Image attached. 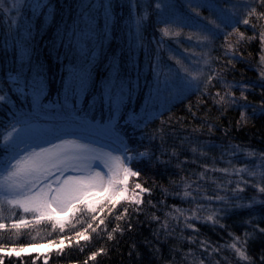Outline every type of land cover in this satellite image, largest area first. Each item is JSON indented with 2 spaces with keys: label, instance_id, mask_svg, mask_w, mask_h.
Returning a JSON list of instances; mask_svg holds the SVG:
<instances>
[{
  "label": "snow or ice",
  "instance_id": "snow-or-ice-1",
  "mask_svg": "<svg viewBox=\"0 0 264 264\" xmlns=\"http://www.w3.org/2000/svg\"><path fill=\"white\" fill-rule=\"evenodd\" d=\"M257 117L264 0H0V264H100L143 228L129 260L264 264V148L231 135Z\"/></svg>",
  "mask_w": 264,
  "mask_h": 264
},
{
  "label": "trees",
  "instance_id": "trees-1",
  "mask_svg": "<svg viewBox=\"0 0 264 264\" xmlns=\"http://www.w3.org/2000/svg\"><path fill=\"white\" fill-rule=\"evenodd\" d=\"M151 31V30H150ZM157 39H159V35L157 34ZM257 50H258V44H252L250 47H246L245 49V56L249 59L251 65L255 67V60L257 56ZM251 52L252 56L248 57L247 53ZM248 68V65L245 64H238L235 78L237 80L241 79V73H244L245 79H251L255 80L257 78V73L254 70H246ZM229 80H232L233 77L229 75ZM258 91V90H257ZM237 96H239V92L237 91ZM192 102H195L196 97H192ZM260 97L258 95H252L249 94V100L253 102H258ZM188 101H185L184 104H187ZM183 104H178L174 109V113L177 115H184L183 112ZM239 112L238 111H229L227 113V116L224 123H227L228 120H232L233 123L238 118ZM218 116V113L213 110V113L210 117V119L215 120V118ZM158 123V122H157ZM220 133L217 132L216 136L213 137V139H217L220 137ZM233 137L236 138L235 142L240 143L243 142L246 145H251L252 147L256 149L264 148V117H257L255 120L254 125L252 122L249 123V125L244 128L240 132L233 131L231 133ZM223 166V165H221ZM162 171V170H161ZM149 179V184H151L152 180H155L159 184H164L167 186V178L162 177L157 174L156 170L153 171H147L142 174V179ZM156 197L159 198V192L157 191ZM170 204L173 203L172 200L168 201ZM178 203V202H177ZM186 206V205H184ZM247 212H240L237 215H233L227 223L233 226V230L237 233H240L243 231V225H241L240 221L247 217ZM262 226H264V223H262ZM43 232H46V230L41 229ZM201 231L205 233L212 241H218L220 239V236L223 235L225 239H227V236L225 233L217 231H213L210 227H203L201 226ZM219 233V234H218ZM145 237H149V232L146 228L138 229L137 233L130 234L129 236H126L123 241H121V245L118 249L111 252V254L108 257H102L98 258L100 261V264H162L159 260H153L152 256L148 253L147 249H145L142 244L140 247V251L144 254L143 259L141 260H129L128 258V245L131 242V239H135L136 241H143ZM29 241V240H28ZM221 243L223 241H220ZM260 241H257L255 244L252 245V248H258ZM111 247V244L108 245ZM123 253V255H121ZM164 255L167 256V247H164ZM35 256V255H32ZM85 256L78 252L75 249L67 250L66 253L63 256H58L56 254L51 255L50 257V264H79V262L83 261ZM28 257H26L27 261ZM9 260L11 261V264H17V260L15 257L6 258L5 264H8ZM25 262H22V264H26ZM39 264V262H38Z\"/></svg>",
  "mask_w": 264,
  "mask_h": 264
},
{
  "label": "rangeland",
  "instance_id": "rangeland-1",
  "mask_svg": "<svg viewBox=\"0 0 264 264\" xmlns=\"http://www.w3.org/2000/svg\"><path fill=\"white\" fill-rule=\"evenodd\" d=\"M143 57L141 56V59H142ZM7 233H5V239H7ZM37 237L38 239L39 238H41V237H45L46 236V232H43L41 229H39L38 231H33L32 233H31V235H29V234H27V233H24L21 237H20V239L18 240V241H16V244H23V245H27V243L29 242L28 240H30L31 239V237ZM12 246V244L10 243L9 244V247H11ZM50 252H54V250L53 249H50L49 250ZM32 255H35V253H33Z\"/></svg>",
  "mask_w": 264,
  "mask_h": 264
}]
</instances>
